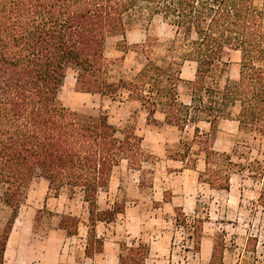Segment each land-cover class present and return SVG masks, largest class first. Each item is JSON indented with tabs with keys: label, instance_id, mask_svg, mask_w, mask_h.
<instances>
[{
	"label": "trees",
	"instance_id": "trees-1",
	"mask_svg": "<svg viewBox=\"0 0 264 264\" xmlns=\"http://www.w3.org/2000/svg\"><path fill=\"white\" fill-rule=\"evenodd\" d=\"M141 9L161 16L174 36L166 43H125L122 51L141 54L143 66L134 77L112 80L117 59L106 56L107 39L124 35L126 18ZM227 48L241 53L239 76L222 83ZM187 62L196 70L194 79L187 80L190 100L184 102L178 88ZM69 68L81 91L108 96L127 91L146 107L148 119L161 112L168 124L192 125L193 140L182 142L174 159L196 169L194 155H204L199 178L211 188L230 189L232 175L247 167L263 174L259 160L234 161L212 141L224 119L238 122V155L249 151L250 139L264 136V0H0V195L11 209L0 236V264H5L10 234L36 176L48 181L55 197L63 188L82 193L87 221L63 214L59 225L71 236L83 222L85 254L94 258L105 245L98 225L114 221L124 210L118 202L99 208V194L109 187L114 169L126 161L141 170L156 159L140 136L134 131L120 135L107 115L86 116L62 104L59 92ZM202 122L209 124L208 131ZM194 145L197 152H192ZM175 211L178 222L200 237L202 220L189 223L182 208ZM120 247L118 264H147L144 242ZM256 248L249 245L247 251ZM211 260L222 261L217 245Z\"/></svg>",
	"mask_w": 264,
	"mask_h": 264
},
{
	"label": "rangeland",
	"instance_id": "rangeland-1",
	"mask_svg": "<svg viewBox=\"0 0 264 264\" xmlns=\"http://www.w3.org/2000/svg\"><path fill=\"white\" fill-rule=\"evenodd\" d=\"M173 36V27L161 16L146 9L131 13L126 18L125 34L110 36L106 42V56L117 59L111 66V79L134 77L143 66L141 54L122 51L125 43L135 46L154 39L166 43ZM159 49L161 52L163 46ZM222 61V83L237 79L240 51L227 48ZM195 70L191 62L182 67L185 80L178 89L184 102L190 100L187 80L194 79ZM59 99L67 108L83 115H107L122 136L134 131L156 159L154 163H145L141 170L132 169L126 161L114 169L109 187L99 194V208L106 210L118 202L124 210L114 221L98 225L105 245L94 258L85 254L87 227L83 222L79 233L71 236L59 225L63 214L87 221L88 209L82 193L63 188L55 197L49 191L48 181L36 176L10 234L5 264H118L120 245L140 241L149 247L147 264H214L211 259L216 245L222 253L219 264H264V203L260 200L264 171L259 176L261 169L247 167L232 175L230 189L211 188L199 178V172L205 168L204 155H194L196 169L174 159L182 142L193 140L192 125L180 129L168 124L161 112L148 119L146 107L127 91L113 96L81 91L72 68L68 69ZM200 125L204 132L209 130V124ZM237 135L236 120H221L212 145L217 151L232 154L234 161L247 164L259 160L264 168V136L250 139L249 151L238 155L234 152ZM197 150L194 145L192 152ZM177 207L184 210L189 223L194 218L202 220L200 237L191 227L178 222ZM39 210L42 212L37 217ZM10 213L0 195V236ZM197 237L200 243L196 242ZM249 245L257 246L256 250L248 252Z\"/></svg>",
	"mask_w": 264,
	"mask_h": 264
}]
</instances>
